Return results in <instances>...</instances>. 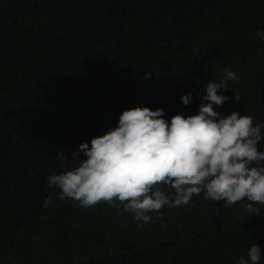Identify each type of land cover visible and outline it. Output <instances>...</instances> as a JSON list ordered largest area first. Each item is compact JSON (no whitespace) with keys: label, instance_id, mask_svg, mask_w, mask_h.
Segmentation results:
<instances>
[{"label":"trees","instance_id":"obj_1","mask_svg":"<svg viewBox=\"0 0 264 264\" xmlns=\"http://www.w3.org/2000/svg\"><path fill=\"white\" fill-rule=\"evenodd\" d=\"M257 31L264 0H0V264H238L252 243L264 252V204L248 216L246 199L223 207L202 191L144 223L122 204L81 207L47 185L122 110L195 114L197 93L224 69L238 80L214 109L264 122ZM155 187L171 198L170 185Z\"/></svg>","mask_w":264,"mask_h":264},{"label":"clouds","instance_id":"obj_2","mask_svg":"<svg viewBox=\"0 0 264 264\" xmlns=\"http://www.w3.org/2000/svg\"><path fill=\"white\" fill-rule=\"evenodd\" d=\"M255 35L264 40V32ZM228 80L238 76L224 69L220 82L207 83L204 94L197 93L200 104L193 115L178 113L166 120L159 107L122 110L115 127L78 145L72 154L83 159L76 166L47 177L48 187L58 190V199L70 198L85 208L100 201L122 204L123 211L144 223L152 220L149 213L187 205L202 191L206 199L223 201V207L246 199L244 211L258 215L253 205L264 204V151L258 150L264 122L214 109L229 99L223 94ZM192 99V92L180 96L185 106ZM161 182L173 189L171 198L155 187ZM51 203L52 196H46L44 206ZM262 254L252 243L247 259L239 257L238 264H259Z\"/></svg>","mask_w":264,"mask_h":264}]
</instances>
